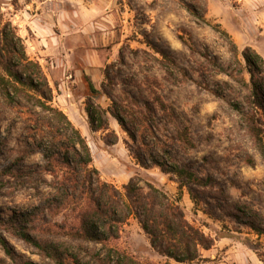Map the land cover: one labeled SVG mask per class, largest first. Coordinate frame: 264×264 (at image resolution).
Wrapping results in <instances>:
<instances>
[{
	"label": "rangeland",
	"instance_id": "374dc122",
	"mask_svg": "<svg viewBox=\"0 0 264 264\" xmlns=\"http://www.w3.org/2000/svg\"><path fill=\"white\" fill-rule=\"evenodd\" d=\"M222 3L212 10L222 11L224 22L210 15L208 0H0L27 54L42 65L52 104L86 138L101 179L122 188L140 177L143 185L177 194L173 175L137 162L132 150L140 138L134 142L110 112L107 129H90L86 77L99 90L96 104L120 111L131 131H145L180 164L212 179L213 185L194 186L200 206L186 188L179 203L190 222L215 238L198 260L179 263L152 247L134 217L107 244L65 234L76 212L57 195L60 176L46 170L43 156L50 142L62 144L64 132L31 101L9 102L0 93V264H264V234L249 226L253 211L264 229V159L242 114L252 107L242 50L260 49L264 58V21L255 17L264 0ZM255 72L264 78L263 66ZM159 99L175 112L163 111ZM185 126L193 147L177 138ZM107 133L117 134V142L108 144ZM20 230L41 245L25 241Z\"/></svg>",
	"mask_w": 264,
	"mask_h": 264
},
{
	"label": "trees",
	"instance_id": "16d2710c",
	"mask_svg": "<svg viewBox=\"0 0 264 264\" xmlns=\"http://www.w3.org/2000/svg\"><path fill=\"white\" fill-rule=\"evenodd\" d=\"M222 31L228 34L226 30ZM189 47L192 48V44ZM242 56L250 74L249 102L252 103L251 110L242 113L243 119L254 145L264 159V78H258L255 72L259 70V65L264 67V58L251 46L242 50ZM105 76L107 77L108 73H105ZM241 81L246 82L244 77H241ZM86 82L88 93L85 110L90 129H107L106 114L110 112L134 142L140 138L141 144L131 149L137 162L144 168H149L152 164L163 173L175 177L176 196H171L163 188L149 181H145L143 185L140 177L131 178L122 188L101 179L99 170L92 165V154L86 138L67 114L52 104L53 88L42 65L27 54L17 27L10 18L5 17L0 5V93L9 102L21 98L31 101L35 108H39L46 117L56 122L65 135L62 144L52 141L43 151L48 164L46 170L56 178L60 176L57 179V195L65 199L67 204H72L76 212V221L63 232L74 238L107 244L109 239L118 237L122 224L134 217L158 253L179 263L198 260L201 257V249H209L215 238L190 222L179 202L186 188L195 205L200 206L194 186L213 185L212 179L205 180L191 168L180 164L174 153L164 144L151 143L146 138L145 131H131L120 111H112L93 101L92 98L99 90L89 77H86ZM101 86L105 90V84L102 83ZM104 93L109 98L113 97L112 91ZM158 104L163 111L171 108L175 112V108L168 106L162 99L158 100ZM38 124L37 121L35 131L43 129ZM176 132L177 138L185 145H195L188 126L178 128ZM117 140L115 133L112 137L109 133L105 135L108 144ZM58 162L62 166L60 169ZM249 162L252 163V159H249ZM256 217V213L251 211L250 218L253 221L249 226L262 235L264 229L256 223ZM19 234L25 241L41 245V242L27 231L20 230ZM134 264L141 263L134 261Z\"/></svg>",
	"mask_w": 264,
	"mask_h": 264
},
{
	"label": "crops",
	"instance_id": "0c3cea01",
	"mask_svg": "<svg viewBox=\"0 0 264 264\" xmlns=\"http://www.w3.org/2000/svg\"><path fill=\"white\" fill-rule=\"evenodd\" d=\"M222 1L223 0H208V5H209V12H210V15L211 16H214V17H218V19L221 21V22H224V20H223V17H222V11L221 12H219V11H216V10H212V8L214 7V5H215V3H217V6L218 7H222L221 6V4H224V3H222ZM225 5V4H224ZM224 5H223V7H224ZM215 8V7H214ZM255 17H256V19L257 20H259V22L261 21H264V9H262V10H259L258 12H257V14L255 15ZM228 30H230V29H228ZM258 51H260L261 52V50L260 49H258Z\"/></svg>",
	"mask_w": 264,
	"mask_h": 264
}]
</instances>
